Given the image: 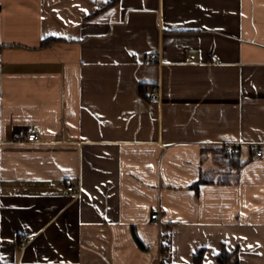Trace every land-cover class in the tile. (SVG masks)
Segmentation results:
<instances>
[{
    "label": "crops",
    "instance_id": "obj_1",
    "mask_svg": "<svg viewBox=\"0 0 264 264\" xmlns=\"http://www.w3.org/2000/svg\"><path fill=\"white\" fill-rule=\"evenodd\" d=\"M223 252L264 264V0H0V264Z\"/></svg>",
    "mask_w": 264,
    "mask_h": 264
},
{
    "label": "trees",
    "instance_id": "obj_2",
    "mask_svg": "<svg viewBox=\"0 0 264 264\" xmlns=\"http://www.w3.org/2000/svg\"><path fill=\"white\" fill-rule=\"evenodd\" d=\"M60 39L58 38H48L45 39L42 43V47H47L49 45H52L56 41ZM141 89L144 90L145 86L142 85ZM210 151L213 152L214 159L218 163L219 166L222 167L223 170H221V176L222 182L224 183L227 176L229 177L230 174L232 173H237L239 174L242 167L245 165L242 163V158H241V151L238 149L234 150H228L226 146L224 147H216V148H203V151ZM214 175L210 173H201V176L199 180L191 186V188L196 190V194H199L200 186L202 184H207V183H212L214 182ZM139 244L141 246L143 245L141 240H138ZM201 253L198 255L199 257L197 258L199 260ZM230 258V254L227 252H223L218 256V259L221 263L226 264L228 263Z\"/></svg>",
    "mask_w": 264,
    "mask_h": 264
},
{
    "label": "built area",
    "instance_id": "obj_3",
    "mask_svg": "<svg viewBox=\"0 0 264 264\" xmlns=\"http://www.w3.org/2000/svg\"><path fill=\"white\" fill-rule=\"evenodd\" d=\"M158 60H159L158 54L153 53L145 60V62L153 63V62H157ZM160 95H161L160 86L158 85L152 86L151 93H150V99L159 100ZM15 141L21 142V143H37V142H40L41 139L39 138L37 131L33 127H29V128L20 129L16 133ZM227 149L234 150V147L232 145H228ZM262 152H263L262 149L257 150L258 155H262ZM76 187L77 186L75 185H69L67 189L70 192V194H76L75 193ZM151 217L152 219H160V212H154Z\"/></svg>",
    "mask_w": 264,
    "mask_h": 264
}]
</instances>
